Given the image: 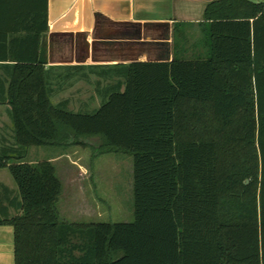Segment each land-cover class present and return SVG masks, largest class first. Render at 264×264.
Instances as JSON below:
<instances>
[{
	"label": "trees",
	"instance_id": "obj_1",
	"mask_svg": "<svg viewBox=\"0 0 264 264\" xmlns=\"http://www.w3.org/2000/svg\"><path fill=\"white\" fill-rule=\"evenodd\" d=\"M201 26L199 55H179L177 25L172 62L131 65L123 92L74 112L51 100L48 0H0L17 145L0 149V170L20 198L0 226L15 229V264H264V2H214ZM71 138L132 157L133 222L61 219L54 163L25 151Z\"/></svg>",
	"mask_w": 264,
	"mask_h": 264
},
{
	"label": "crops",
	"instance_id": "obj_2",
	"mask_svg": "<svg viewBox=\"0 0 264 264\" xmlns=\"http://www.w3.org/2000/svg\"><path fill=\"white\" fill-rule=\"evenodd\" d=\"M218 1L48 0L45 69L52 102H67L74 112L98 109L114 92L124 91L131 65L173 61L177 55V25L179 55H199L203 51L198 41L206 9ZM195 30L200 33L197 40ZM71 103L78 107H71ZM16 147L9 106L0 101V149ZM12 193L0 177L2 217L12 215L17 198ZM14 257V230L0 226V264H15Z\"/></svg>",
	"mask_w": 264,
	"mask_h": 264
},
{
	"label": "rangeland",
	"instance_id": "obj_3",
	"mask_svg": "<svg viewBox=\"0 0 264 264\" xmlns=\"http://www.w3.org/2000/svg\"><path fill=\"white\" fill-rule=\"evenodd\" d=\"M92 104L97 107L96 103ZM71 107L77 108L78 104L71 103ZM72 140H66L62 147H31L25 151L26 162L56 160L54 165L63 184L58 203L61 219L72 223L133 222L132 157L101 148L99 138ZM0 173L4 184L12 189L13 197L20 200L18 186L10 171L1 169ZM11 210V216L17 213L15 209Z\"/></svg>",
	"mask_w": 264,
	"mask_h": 264
},
{
	"label": "water",
	"instance_id": "obj_4",
	"mask_svg": "<svg viewBox=\"0 0 264 264\" xmlns=\"http://www.w3.org/2000/svg\"><path fill=\"white\" fill-rule=\"evenodd\" d=\"M263 2H264V1H263ZM263 2H262V3H263ZM11 227H12V226H11ZM12 228H13V230H14V254H15V229H14V227H12ZM15 258H16V257H14V262H15Z\"/></svg>",
	"mask_w": 264,
	"mask_h": 264
}]
</instances>
